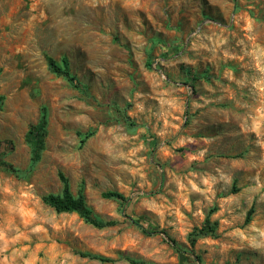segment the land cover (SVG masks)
Wrapping results in <instances>:
<instances>
[{"label":"rangeland","instance_id":"obj_1","mask_svg":"<svg viewBox=\"0 0 264 264\" xmlns=\"http://www.w3.org/2000/svg\"><path fill=\"white\" fill-rule=\"evenodd\" d=\"M197 256L264 264V0H0V264Z\"/></svg>","mask_w":264,"mask_h":264},{"label":"trees","instance_id":"obj_2","mask_svg":"<svg viewBox=\"0 0 264 264\" xmlns=\"http://www.w3.org/2000/svg\"><path fill=\"white\" fill-rule=\"evenodd\" d=\"M48 64L50 66V69L53 71H59L58 67L55 65L54 61L51 58H48ZM148 65H150L148 63ZM46 131V118L45 116H42L38 122L32 126H30L27 137L29 142L32 144L35 152H38V150L42 147L43 139L45 136ZM62 177V183L63 187L61 190V193L59 194H52L49 193L45 196H43V201L53 207L58 212H76L83 220L95 227H103L108 222H103L97 217H95L91 210L86 206L83 198L81 196L73 197L69 187L68 183L66 182L65 178ZM103 196L110 197V198H116L120 201H126L127 199L124 197V195L118 191H106L103 193ZM131 222L134 223L136 226H138L142 232L144 233H155L156 230L148 231L145 229L140 223L133 218H130ZM213 231V227L210 225H204L202 228L194 229L192 233L190 234L189 241L191 244L194 243L195 238L200 235H206ZM172 245L176 250H180L177 245L172 241ZM200 257L197 256V264H200Z\"/></svg>","mask_w":264,"mask_h":264}]
</instances>
